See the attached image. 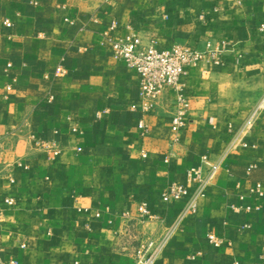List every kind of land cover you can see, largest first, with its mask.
Wrapping results in <instances>:
<instances>
[{"label":"crops","instance_id":"obj_1","mask_svg":"<svg viewBox=\"0 0 264 264\" xmlns=\"http://www.w3.org/2000/svg\"><path fill=\"white\" fill-rule=\"evenodd\" d=\"M132 34L227 43L219 66L188 68L190 123L175 142L174 92L143 115L138 77L112 57L110 40ZM250 117L244 141L257 149L231 148ZM201 154L222 158L212 184L163 203ZM253 182H264V0H0V264H134L164 238L156 264H264V204L227 210L235 185ZM143 202L154 218L139 219Z\"/></svg>","mask_w":264,"mask_h":264},{"label":"built area","instance_id":"obj_2","mask_svg":"<svg viewBox=\"0 0 264 264\" xmlns=\"http://www.w3.org/2000/svg\"><path fill=\"white\" fill-rule=\"evenodd\" d=\"M4 24L9 26L8 22H4ZM117 29L118 23L116 21L111 22L109 31L113 32ZM226 46L225 41H219L216 47L207 43L203 51L180 45L166 48L156 43L144 45L140 37L135 34L123 39L110 40L109 45L113 59L124 62L126 67L138 77L143 115L153 110L154 102L162 92H174L175 109L169 123V131L174 142L177 140V134L187 129L190 123V98L186 92L188 68L205 59L210 60L215 66H219ZM63 75H65V70L62 67H57L54 77H62ZM49 100H52V96ZM252 127L253 117H250L231 140L230 147L249 148L255 151L257 149L256 144H248L244 141ZM138 128L146 133L142 119L138 121ZM51 153L54 156L58 155V151L54 149L51 150ZM168 160V157L165 158V162H168ZM221 162L222 158L217 162H213L207 154H201L199 162L185 171L187 185L171 184L161 194V201L163 203L179 202L189 195V188H194L197 196L202 195L203 189L211 185L217 177ZM252 169L251 166L246 169L247 175ZM235 191L232 201L227 205L228 212L233 215H242L251 214L262 209V204H264V182L248 183L246 186L237 183ZM6 202L11 204V201ZM190 207L192 213H194L193 202ZM136 213L141 221L154 218L144 202L136 207ZM95 217H99V215ZM206 240L214 249H220L224 244V241L213 233H207ZM165 242L166 238L157 243L149 242L141 246L135 252L134 264H156ZM9 264L19 263L12 261Z\"/></svg>","mask_w":264,"mask_h":264},{"label":"rangeland","instance_id":"obj_3","mask_svg":"<svg viewBox=\"0 0 264 264\" xmlns=\"http://www.w3.org/2000/svg\"><path fill=\"white\" fill-rule=\"evenodd\" d=\"M9 24V26H6L4 23H3V26L5 27V29L8 31L10 28H12L13 27V25L12 24H10V23H8ZM39 34V33H38ZM39 37V36H38ZM221 41H223V40H221ZM218 44V43H217ZM217 45H215L214 47H216ZM166 48H170V47H166ZM205 48H206V45H205ZM205 48H204V50H205ZM191 49V48H190ZM198 50V49H197ZM201 51H203V50H201ZM254 90H257V88H254ZM49 99V98H48ZM54 99L52 98V101H53ZM51 101V102H52ZM41 139H37V138H32V143L33 144H35V145H40L41 144Z\"/></svg>","mask_w":264,"mask_h":264}]
</instances>
